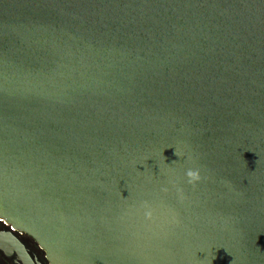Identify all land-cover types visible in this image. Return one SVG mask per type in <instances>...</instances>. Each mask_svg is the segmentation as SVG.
I'll use <instances>...</instances> for the list:
<instances>
[{
  "label": "water",
  "instance_id": "95a60500",
  "mask_svg": "<svg viewBox=\"0 0 264 264\" xmlns=\"http://www.w3.org/2000/svg\"><path fill=\"white\" fill-rule=\"evenodd\" d=\"M0 220L48 264H264V0H0Z\"/></svg>",
  "mask_w": 264,
  "mask_h": 264
},
{
  "label": "flooded vegetation",
  "instance_id": "af4514ba",
  "mask_svg": "<svg viewBox=\"0 0 264 264\" xmlns=\"http://www.w3.org/2000/svg\"><path fill=\"white\" fill-rule=\"evenodd\" d=\"M1 232H9L14 235L25 247L32 260L40 264H48L45 253L38 247V245L31 237L24 233L12 231L3 221L0 220V233ZM0 264H21V262L18 260L17 256L14 253L11 256H8L0 250Z\"/></svg>",
  "mask_w": 264,
  "mask_h": 264
},
{
  "label": "clouds",
  "instance_id": "9594fccd",
  "mask_svg": "<svg viewBox=\"0 0 264 264\" xmlns=\"http://www.w3.org/2000/svg\"><path fill=\"white\" fill-rule=\"evenodd\" d=\"M174 155H178V153H174ZM187 176L191 182L198 181L200 179L199 173L197 171L189 170L187 172Z\"/></svg>",
  "mask_w": 264,
  "mask_h": 264
},
{
  "label": "bare ground",
  "instance_id": "6f19581e",
  "mask_svg": "<svg viewBox=\"0 0 264 264\" xmlns=\"http://www.w3.org/2000/svg\"><path fill=\"white\" fill-rule=\"evenodd\" d=\"M14 254L17 256L16 252H15ZM21 264H22V263H21Z\"/></svg>",
  "mask_w": 264,
  "mask_h": 264
}]
</instances>
